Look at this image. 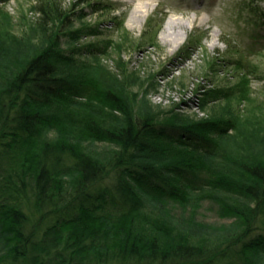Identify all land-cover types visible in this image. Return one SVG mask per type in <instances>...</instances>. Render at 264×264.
Returning a JSON list of instances; mask_svg holds the SVG:
<instances>
[{"label": "trees", "instance_id": "trees-1", "mask_svg": "<svg viewBox=\"0 0 264 264\" xmlns=\"http://www.w3.org/2000/svg\"><path fill=\"white\" fill-rule=\"evenodd\" d=\"M92 1L73 8L106 6ZM62 5L41 0L15 50L0 33V264H264V132L237 107L248 78L202 88L200 109L234 102L224 118L165 111L124 63L88 61L107 49Z\"/></svg>", "mask_w": 264, "mask_h": 264}, {"label": "rangeland", "instance_id": "rangeland-1", "mask_svg": "<svg viewBox=\"0 0 264 264\" xmlns=\"http://www.w3.org/2000/svg\"><path fill=\"white\" fill-rule=\"evenodd\" d=\"M40 1L11 0L0 4L8 13L0 17V33L9 37L2 38L6 48L15 50L24 32V37H29L31 19L37 18L36 8ZM60 1L67 13L82 9L85 14L79 21L75 16L70 17L73 28L87 25L97 31L96 35L84 37L81 42L107 49L106 55L88 57V61L101 69L109 67L114 73H121L119 68L124 63L128 74H138L145 82L142 91L156 86L147 96L142 94L140 83L133 86L135 93L139 91L140 99L148 98L152 105L184 113L192 119H207L212 112L220 113L218 119L224 118L222 113L229 109L228 106L234 108V102L222 101L200 109L205 91L202 88L237 87L240 78L246 76L252 102L237 106L243 112L240 128L247 121L246 126L252 128L250 122L256 116L259 121L254 123L253 130L264 132V0H101L106 6L95 10L89 5L73 8L77 0ZM96 1L99 2L93 0L92 3ZM139 2L152 4L153 9L145 20L133 24L131 15ZM173 16L183 17L193 24L177 49L162 38ZM169 28L178 29L177 26ZM228 61L240 63L229 64ZM247 70L254 73L244 75ZM239 132L231 134L230 147ZM257 147L264 148L263 145ZM203 205L199 220L214 228L221 226L224 221L215 216L207 202Z\"/></svg>", "mask_w": 264, "mask_h": 264}, {"label": "bare ground", "instance_id": "bare-ground-1", "mask_svg": "<svg viewBox=\"0 0 264 264\" xmlns=\"http://www.w3.org/2000/svg\"><path fill=\"white\" fill-rule=\"evenodd\" d=\"M153 5L149 4L148 2H139L135 5V8L131 15V20L133 24H138L141 21L145 20V18L149 15L152 11ZM192 21L188 19H184L183 17L173 16L171 17L162 33V38L164 41L170 44L173 49L179 48L182 45L187 31L192 29ZM171 26H177V31L170 29Z\"/></svg>", "mask_w": 264, "mask_h": 264}]
</instances>
